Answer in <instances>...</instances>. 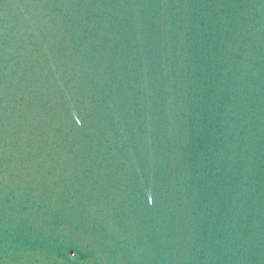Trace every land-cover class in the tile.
Instances as JSON below:
<instances>
[{"label": "water", "instance_id": "obj_1", "mask_svg": "<svg viewBox=\"0 0 264 264\" xmlns=\"http://www.w3.org/2000/svg\"><path fill=\"white\" fill-rule=\"evenodd\" d=\"M0 264H264V0H0Z\"/></svg>", "mask_w": 264, "mask_h": 264}]
</instances>
